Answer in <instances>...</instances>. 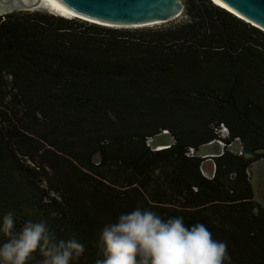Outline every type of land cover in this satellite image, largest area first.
I'll list each match as a JSON object with an SVG mask.
<instances>
[{"label": "trees", "instance_id": "obj_1", "mask_svg": "<svg viewBox=\"0 0 264 264\" xmlns=\"http://www.w3.org/2000/svg\"><path fill=\"white\" fill-rule=\"evenodd\" d=\"M182 2L181 19L155 27L0 15V216L78 239L70 264H95L103 225L138 205L205 224L231 264H264L249 173L264 158V30ZM217 139L206 174L199 150Z\"/></svg>", "mask_w": 264, "mask_h": 264}, {"label": "clouds", "instance_id": "obj_2", "mask_svg": "<svg viewBox=\"0 0 264 264\" xmlns=\"http://www.w3.org/2000/svg\"><path fill=\"white\" fill-rule=\"evenodd\" d=\"M0 238V264H29L37 254L38 264H70L85 252L74 237L58 239L43 219L18 228L14 210L0 216ZM96 245L95 264H231L227 243L205 224L186 225L182 216L164 218L140 205L104 224Z\"/></svg>", "mask_w": 264, "mask_h": 264}, {"label": "water", "instance_id": "obj_3", "mask_svg": "<svg viewBox=\"0 0 264 264\" xmlns=\"http://www.w3.org/2000/svg\"><path fill=\"white\" fill-rule=\"evenodd\" d=\"M46 1L78 18L114 27L165 22L180 15L183 9L182 0H0V15L13 10L43 9ZM218 1L236 16L264 30V0Z\"/></svg>", "mask_w": 264, "mask_h": 264}, {"label": "rangeland", "instance_id": "obj_4", "mask_svg": "<svg viewBox=\"0 0 264 264\" xmlns=\"http://www.w3.org/2000/svg\"><path fill=\"white\" fill-rule=\"evenodd\" d=\"M36 10V9H33ZM37 10H44V11H49L52 13H55L53 10L49 9V8H43V9H37ZM16 11V10H13ZM31 11V10H29ZM12 12V11H11ZM182 18V15H178L168 21H178L179 19ZM165 22H159L156 24H150V25H143V26H130L128 28H136V27H155L158 25H161ZM114 27V26H112ZM154 141H151V145L155 146ZM239 141L238 140H234V142L231 145V148L233 150H237L239 148ZM162 145H160L161 147ZM221 151V144L220 143H212V144H208V145H203L201 146L200 150H199V154L206 156L207 158L204 160V164H203V171L206 174H211L212 171V161L210 159V156L217 154ZM249 173H250V180L252 183V187H253V191H254V199L258 202H260L263 206H264V158H261L255 162H253L249 168Z\"/></svg>", "mask_w": 264, "mask_h": 264}, {"label": "bare ground", "instance_id": "obj_5", "mask_svg": "<svg viewBox=\"0 0 264 264\" xmlns=\"http://www.w3.org/2000/svg\"><path fill=\"white\" fill-rule=\"evenodd\" d=\"M215 4H219L231 11H233L232 9H230L229 7L225 6L224 4H222L221 2H219L218 0H212ZM44 8H49L51 10H53L55 13L59 14V15H62V16H66V17H76L78 15H75V14H72L66 10H64L63 8L59 7L57 4H55L54 2L52 1H46L45 5H44ZM11 10V9H10ZM234 12V11H233ZM239 15V14H238ZM241 16V15H239ZM80 17V16H79ZM84 18V17H83ZM156 23H159V22H154L152 24H156ZM150 25V24H149Z\"/></svg>", "mask_w": 264, "mask_h": 264}, {"label": "built area", "instance_id": "obj_6", "mask_svg": "<svg viewBox=\"0 0 264 264\" xmlns=\"http://www.w3.org/2000/svg\"><path fill=\"white\" fill-rule=\"evenodd\" d=\"M164 132H166V131L164 130ZM226 134H227V130H226L225 127H223V128H222V136H225ZM235 140H238V141H239V139H235ZM215 142L221 144V151H222V148H223V146H224V141L221 140V139H217L216 141L211 142L210 144L215 143ZM232 143H233V142H232ZM232 143L229 145V148H230L232 151H240V148H241V143H240V141H239V144H240V145H239V148H238L237 150H233V149L231 148ZM158 147H160V146H158ZM221 151H220V152H221ZM193 152H194V150H193V149H190V153L192 154ZM202 156H203V155H202Z\"/></svg>", "mask_w": 264, "mask_h": 264}]
</instances>
